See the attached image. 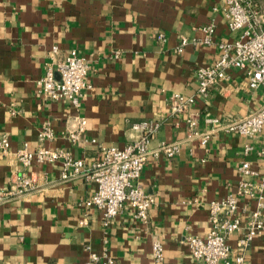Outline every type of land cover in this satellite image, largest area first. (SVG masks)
Masks as SVG:
<instances>
[{
  "label": "crops",
  "instance_id": "1",
  "mask_svg": "<svg viewBox=\"0 0 264 264\" xmlns=\"http://www.w3.org/2000/svg\"><path fill=\"white\" fill-rule=\"evenodd\" d=\"M210 25L215 43L238 39L228 29L222 0H0V135H8L11 145L0 151V185L10 188L20 174L33 181L29 193L0 204V264H88L90 252L105 251L118 264H158L155 241L164 248L160 264H199L186 239L208 233L209 203L235 191L242 162L264 173L257 155L264 133L247 138L219 131L203 149L184 121L171 115L173 93L197 98L191 110L200 114L203 130L207 114L242 118L263 103L262 91L248 90L247 72L238 69L197 97L196 73L214 64L218 49L193 41L203 39L201 29ZM72 50L90 67L91 89L80 108L45 99L36 83ZM79 117L86 129L73 142L69 134ZM146 120L162 121L139 180L155 199L146 222L125 207L105 225L102 211L86 206L96 190L93 181H62V159L25 168L16 156L24 146H43L90 164L99 157L98 145L124 147L136 136L132 125ZM46 125L55 137L43 142ZM174 143L180 151L173 158L155 155L162 144ZM248 144L253 151L245 155ZM242 206L245 224L255 203ZM242 236L228 239L233 257ZM245 257L246 264H264V233Z\"/></svg>",
  "mask_w": 264,
  "mask_h": 264
},
{
  "label": "built area",
  "instance_id": "2",
  "mask_svg": "<svg viewBox=\"0 0 264 264\" xmlns=\"http://www.w3.org/2000/svg\"><path fill=\"white\" fill-rule=\"evenodd\" d=\"M227 26L232 33H239L234 42H214L215 27H203L204 38L194 39V45L213 46L218 49V57L213 65L197 71L198 96L205 97L211 86L229 78L228 72L238 69L247 72L246 87L250 91L261 90L264 95V7L259 0H222ZM158 39L164 40V35ZM183 39L182 46L188 44ZM58 53V47L53 48ZM89 64L76 50L70 51L59 60L55 69L49 67L36 83L45 99L68 100L75 108H80L91 89L88 83ZM55 72L59 79L55 78ZM197 98L181 93H173L169 99V108L174 118L182 119L191 137L197 139L204 149L212 136L222 131L242 137L255 138L264 133V100L258 110L246 117L203 118L205 130L201 129V116L192 112ZM162 125L161 120L141 121L132 125L135 138L124 147L98 145L99 157L90 164L82 159L72 158L68 153L55 151L40 146L31 151L26 146L16 152L23 167H30L33 162H55L64 160L60 175L62 181L84 178L96 184L94 194L86 201V206L102 211L104 223L116 218L125 207L133 212L135 219L146 222L149 212L155 204L152 195L145 192L139 184L151 151V141ZM86 129V119L78 118L77 129L69 134L73 142L80 140ZM55 134L49 125L43 127L40 140H52ZM96 143L95 140L92 141ZM8 135H0V151H10ZM180 151V145L162 144L155 155L164 154L173 158ZM253 151L251 145L244 148L245 155ZM257 155L264 160V144L257 150ZM241 175L235 191L221 200L209 203L210 229L206 236H189L187 246L193 259L199 264H246L245 251L251 242L264 233V173L253 168L246 160L238 167ZM33 189L32 178L25 174L18 175L10 188L0 185V204L29 193ZM245 201L255 203V208L241 218ZM246 209V208H245ZM243 232L239 240L237 254L228 243L229 237ZM153 258L160 264L164 260V248L160 241L153 243ZM233 260V263L232 261ZM88 264H118L108 252H90Z\"/></svg>",
  "mask_w": 264,
  "mask_h": 264
},
{
  "label": "rangeland",
  "instance_id": "3",
  "mask_svg": "<svg viewBox=\"0 0 264 264\" xmlns=\"http://www.w3.org/2000/svg\"><path fill=\"white\" fill-rule=\"evenodd\" d=\"M259 2H261V4H262L263 7H264V0H259Z\"/></svg>",
  "mask_w": 264,
  "mask_h": 264
}]
</instances>
